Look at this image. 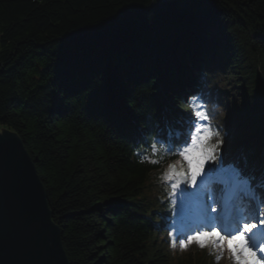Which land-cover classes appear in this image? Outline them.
I'll list each match as a JSON object with an SVG mask.
<instances>
[{"label": "trees", "instance_id": "trees-1", "mask_svg": "<svg viewBox=\"0 0 264 264\" xmlns=\"http://www.w3.org/2000/svg\"><path fill=\"white\" fill-rule=\"evenodd\" d=\"M194 97L221 162L263 178L264 0H0V130L35 162L70 264H216L167 243L161 176L181 158L140 162L177 150Z\"/></svg>", "mask_w": 264, "mask_h": 264}, {"label": "snow or ice", "instance_id": "snow-or-ice-1", "mask_svg": "<svg viewBox=\"0 0 264 264\" xmlns=\"http://www.w3.org/2000/svg\"><path fill=\"white\" fill-rule=\"evenodd\" d=\"M193 109L194 118L190 121L187 137L179 149L168 148L164 150L159 159L143 156L140 162L147 161L157 164L169 152L178 155L187 162L190 176L186 177L182 169H177L179 161L169 164L161 176V180L171 187L170 196L175 195V190L179 186L175 181L186 182L191 187L197 188V192L188 193L189 196L202 195L207 202L206 213L216 212L217 206L223 210V214L216 216L206 214L203 227L194 229L186 238L181 236L179 242L182 249H187L193 243L201 249L210 246L219 251V255L216 257L217 264L223 258L225 249L230 253L233 264H264V198L258 200L254 195L250 197V204L254 203L255 209L250 206L230 208L229 202L226 200L227 189L219 199L211 191L206 190L207 185L220 180L229 181L233 189L243 190L245 186L250 189L243 171L222 163L216 169H210L209 174L200 181V185L205 188H200L197 185L198 177L202 175L205 163L216 159L217 150L223 140L218 139L215 144L211 143L214 137L220 136V133L211 127L208 113L202 104H197L195 97L193 98ZM159 151L156 144H153L152 156L155 157ZM170 235L173 237L172 247L175 248L176 234L170 233Z\"/></svg>", "mask_w": 264, "mask_h": 264}, {"label": "water", "instance_id": "water-1", "mask_svg": "<svg viewBox=\"0 0 264 264\" xmlns=\"http://www.w3.org/2000/svg\"><path fill=\"white\" fill-rule=\"evenodd\" d=\"M0 264H70L35 162L10 130L0 133Z\"/></svg>", "mask_w": 264, "mask_h": 264}, {"label": "rangeland", "instance_id": "rangeland-1", "mask_svg": "<svg viewBox=\"0 0 264 264\" xmlns=\"http://www.w3.org/2000/svg\"><path fill=\"white\" fill-rule=\"evenodd\" d=\"M0 133H3V132L0 130ZM185 176L188 177V176H190V174L189 173L188 174L185 173ZM205 176H207V173L203 171L202 175L200 177H198V180L197 181H201ZM175 182H177L179 186L175 190V195L172 196V201H173V203L175 205L176 211L174 213V218H173L172 223H171L170 226H171V230L174 231V233L176 234V236H178L180 234H183V236L186 238L187 234L184 235L185 234V231H186V228H183L180 231V226L183 227V225H186L187 222H189L188 225H192L193 219H192L191 215L194 212L200 210L199 204L195 206V202H196L197 198H203V196L202 195H200V196H188L186 194V192L184 191V189L182 188L183 187L182 182H179V181H175ZM218 182L219 183H222V184L224 183L223 180H220ZM200 188H202V186H200ZM188 189H189V191L191 193L197 192V188H193V187L190 186ZM207 190L208 191H211V189H207ZM214 196L215 197L217 196L216 197L217 199H218V196L220 198L221 197V192L220 193H216ZM209 202H211V201H209ZM191 208H194L195 211L192 214H189L186 211V209H191ZM188 214H189V216H187ZM196 217H197V215H195V221H196ZM205 248L208 249V252H210L211 254H213V256L215 257V259L219 255V251L218 250H214L210 246L209 247H205ZM198 249H200V247L197 244L193 243L187 249H184L183 252L184 253H192V254H194L195 252H197ZM228 253L229 252L227 251V249H225L224 250V253H223V258H221L219 260V264H227L228 259H229ZM259 256H260V254L258 253V257Z\"/></svg>", "mask_w": 264, "mask_h": 264}, {"label": "bare ground", "instance_id": "bare-ground-1", "mask_svg": "<svg viewBox=\"0 0 264 264\" xmlns=\"http://www.w3.org/2000/svg\"><path fill=\"white\" fill-rule=\"evenodd\" d=\"M249 206V205H248Z\"/></svg>", "mask_w": 264, "mask_h": 264}]
</instances>
